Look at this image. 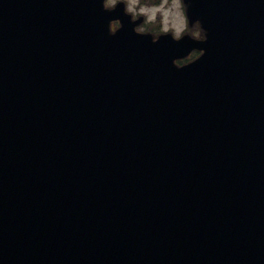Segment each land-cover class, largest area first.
Returning <instances> with one entry per match:
<instances>
[{
	"label": "water",
	"instance_id": "water-1",
	"mask_svg": "<svg viewBox=\"0 0 264 264\" xmlns=\"http://www.w3.org/2000/svg\"><path fill=\"white\" fill-rule=\"evenodd\" d=\"M189 15L207 41L152 44L0 0V264H264V0Z\"/></svg>",
	"mask_w": 264,
	"mask_h": 264
},
{
	"label": "clouds",
	"instance_id": "clouds-1",
	"mask_svg": "<svg viewBox=\"0 0 264 264\" xmlns=\"http://www.w3.org/2000/svg\"><path fill=\"white\" fill-rule=\"evenodd\" d=\"M102 9L112 12L122 8L128 17L129 24L135 34L149 36L152 44L158 43L162 37L179 42L183 38L197 42L208 40V29L200 18L193 19L189 15L192 0H99ZM119 16L110 18L107 25L109 35H115L122 27ZM206 52L204 47H191L183 56H174L172 64L183 68L201 58Z\"/></svg>",
	"mask_w": 264,
	"mask_h": 264
}]
</instances>
